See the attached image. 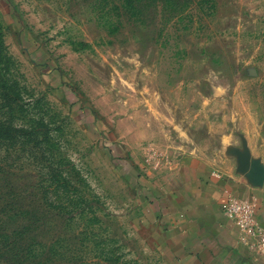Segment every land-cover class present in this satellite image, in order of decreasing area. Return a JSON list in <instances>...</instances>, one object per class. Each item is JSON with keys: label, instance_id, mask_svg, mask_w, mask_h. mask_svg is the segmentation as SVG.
<instances>
[{"label": "rangeland", "instance_id": "rangeland-1", "mask_svg": "<svg viewBox=\"0 0 264 264\" xmlns=\"http://www.w3.org/2000/svg\"><path fill=\"white\" fill-rule=\"evenodd\" d=\"M140 2L0 0V264H179L192 157L264 196V0Z\"/></svg>", "mask_w": 264, "mask_h": 264}, {"label": "crops", "instance_id": "crops-1", "mask_svg": "<svg viewBox=\"0 0 264 264\" xmlns=\"http://www.w3.org/2000/svg\"><path fill=\"white\" fill-rule=\"evenodd\" d=\"M190 159L180 172V188L165 195L168 210L159 218L166 234L179 241L175 253L179 264H264V256L240 242L238 229L221 212L228 198L252 193L257 199L256 218L264 224L262 186L252 188L235 164L222 169Z\"/></svg>", "mask_w": 264, "mask_h": 264}, {"label": "built area", "instance_id": "built-area-1", "mask_svg": "<svg viewBox=\"0 0 264 264\" xmlns=\"http://www.w3.org/2000/svg\"><path fill=\"white\" fill-rule=\"evenodd\" d=\"M256 209L254 196L230 197L221 206L222 214L238 229L240 242L264 256V224L256 218Z\"/></svg>", "mask_w": 264, "mask_h": 264}, {"label": "water", "instance_id": "water-1", "mask_svg": "<svg viewBox=\"0 0 264 264\" xmlns=\"http://www.w3.org/2000/svg\"><path fill=\"white\" fill-rule=\"evenodd\" d=\"M237 159V170L239 173H246L250 169V156L247 151L240 152L236 151L235 154Z\"/></svg>", "mask_w": 264, "mask_h": 264}, {"label": "trees", "instance_id": "trees-1", "mask_svg": "<svg viewBox=\"0 0 264 264\" xmlns=\"http://www.w3.org/2000/svg\"><path fill=\"white\" fill-rule=\"evenodd\" d=\"M134 1L138 2V3H137L138 6L142 5V3L140 2L141 0H134ZM132 3H133V0H124V4H125V6L132 5ZM10 248H12V245H11V246L9 245V249H10ZM0 252H1V251H0ZM1 254H2V253H0V258H4L3 255H1ZM2 260H5V259H2Z\"/></svg>", "mask_w": 264, "mask_h": 264}]
</instances>
